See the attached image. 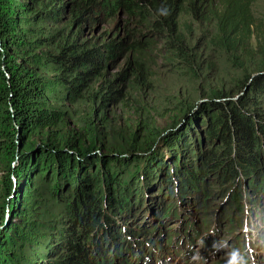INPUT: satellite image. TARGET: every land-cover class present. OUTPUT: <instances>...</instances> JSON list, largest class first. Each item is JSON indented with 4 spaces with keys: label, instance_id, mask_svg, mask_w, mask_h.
Here are the masks:
<instances>
[{
    "label": "trees",
    "instance_id": "obj_1",
    "mask_svg": "<svg viewBox=\"0 0 264 264\" xmlns=\"http://www.w3.org/2000/svg\"><path fill=\"white\" fill-rule=\"evenodd\" d=\"M254 2L0 0V264H151V256L143 262L134 245H125L129 235H139L136 230L118 223L140 216L148 189L157 200L148 216L180 220L171 234H162L183 257L195 251L191 245L199 236L200 255L219 233L213 224L218 220L196 227L183 215V202L194 199L203 213L211 199L221 201L216 217L226 216L230 232L242 230L243 212L246 228L250 204L264 224L258 208H264V28ZM99 24L112 28L83 37ZM202 24L209 26L203 32L213 30L207 37L213 50L232 61L247 55L256 66L237 84V97L212 91L209 100L184 104L171 126L185 123L164 142L165 154L149 152L162 130L146 120L140 122L143 136L129 134L118 154H96L101 129L90 115L71 123L68 116L76 118L79 111L70 106L96 99L91 92L96 83L106 89L101 106L124 99L126 89H153L160 60L198 67L181 28L190 32ZM115 59L123 63L106 80ZM155 178L160 182L151 183ZM63 197L72 198L61 203ZM57 203L69 223H52L56 244L39 251L48 233L35 218L53 217ZM249 253L248 248L233 264H249L244 261Z\"/></svg>",
    "mask_w": 264,
    "mask_h": 264
},
{
    "label": "rangeland",
    "instance_id": "obj_2",
    "mask_svg": "<svg viewBox=\"0 0 264 264\" xmlns=\"http://www.w3.org/2000/svg\"><path fill=\"white\" fill-rule=\"evenodd\" d=\"M253 10L255 17L261 20L262 27L264 28V0H255ZM208 27L209 26L203 24L199 26L192 25L193 29L190 32L184 31L186 30L184 27L181 28V31L185 34L187 44L191 47V52L195 53L196 58H198V67L196 64L193 69L186 65L179 66L173 62L170 63L165 60H160L152 80L153 89L145 90L144 92L141 90L139 91L138 89H126L124 91V94H126L124 99L108 101L101 106V103L103 102L99 100V98L101 94H103L102 92H105L106 89L105 85L102 88H99V83H96L91 89L92 93L97 92L96 99H93L92 96H90L89 99L88 97L84 98L78 104L70 106L72 110L79 111L76 118L75 116H68L71 123L79 124V119L81 117H87L90 115L93 117L95 125L99 126L98 129H101V132L98 133L96 149L94 150L96 154H118L115 150L117 148L121 149V147L126 144L129 134L135 132L139 137L143 136L144 130L140 125V122L145 120L149 121L150 125L154 128L162 130L161 135L156 141L157 145L154 146L155 149L153 148L149 152L151 153L154 151L156 152V155L165 154L166 151L163 148L164 142L168 136L178 132L179 128L182 127V124L185 123L184 120L179 125L176 124L174 127H172L173 125L171 126L173 118L181 113L180 110L183 109L184 104L192 102L197 104L201 101L209 100L212 91H221L227 96L235 95L238 91L237 84H239L240 80H243L245 76L253 73L256 66L252 63V59L247 55H240L239 59L232 61V57H228L226 53L213 50L212 47L209 46L207 38L209 34L213 33V30L203 32V30L208 29ZM111 28V24H99L96 29L85 31L83 37H93L103 29L110 30ZM250 43L252 49L257 48L256 40L251 39ZM258 54L259 52L255 55L256 61H258ZM122 63L123 61L119 62L118 59H115V63L111 66V69H114L116 64L117 67H120ZM117 70L118 68H115L109 72L105 79L111 80ZM236 97L237 96H233L232 98ZM193 109L194 110L190 111L189 117H193V114L196 112V108ZM200 128L202 129L201 126ZM203 135L206 134L202 133V136ZM83 137L86 139L88 135H84ZM167 160L168 157H165L163 162L165 163ZM146 178L147 176L144 180ZM149 179L150 177L148 178V181H150ZM151 180V183L154 184L160 182L157 178ZM147 191L149 193H142L145 196L142 198V201L144 200L146 207L143 206L140 211V216H131V219H124L123 221L125 222L126 220V224L122 223V220L118 218V223L121 227L124 228L125 226H128L129 228L136 230L137 234H139L136 236L129 235L125 245L127 248H131L134 245L137 252L142 256L143 262L147 261V257L151 256V264H158V261L160 264H202L204 259L207 260L206 264H233L237 263V260L242 258V254L247 253L249 248L250 253L247 254L248 256L245 255L246 258L244 261L250 259L248 262L249 264H264V234L261 231V226L264 224H261V220L250 212V208L252 209L251 205L253 204H250L247 207L248 217L246 219V228H243L245 224L243 212L241 221L239 222L242 230L237 231V229L234 228V232H230L227 229L228 227L226 228L228 222L223 220L226 219V216L219 217V219L216 217L215 211L221 201L217 200L216 204L213 203L214 200L211 199L210 201H212V205L205 209L203 213L199 212L202 208H199L196 205L194 199L183 202L181 208L183 209V215L187 216L188 220L195 222V225H200L203 222H206L208 226L212 221L214 222V220H218L216 221L217 223L213 224H217L215 228L219 230L218 236H215L211 241L208 250L201 252L199 255V241L201 240L199 239V236L198 240H194L191 245L192 249L195 251H188L183 257L176 252L181 250L175 251V249H171V245L165 242L167 238H164V235L162 234V232H164V234H171L179 227L180 220L177 218L170 221L165 220L157 222L155 221V218L148 216L149 213H151L152 208L155 210L156 206H154V203L157 200L155 201V199H153L151 190L148 189ZM71 198L63 197L61 198V203L63 201L66 203ZM172 198L175 200L176 196H172ZM176 200H178V198H176ZM258 208L261 210L260 218L261 216L264 218V208ZM62 209L63 205L57 203L54 207L53 217H46L44 219L39 215L35 218L40 224V227L46 229L41 230V232L48 233L46 235L48 239L45 243L38 246L39 251L52 250L53 246L56 244L58 234H56V227L50 226L52 223L61 227L66 226L69 223L67 216L66 218L63 217ZM144 209L146 212H142ZM164 214H166V211ZM200 215H202L201 218ZM235 219L238 218L236 215H233V220ZM135 224H137V226H135ZM198 225H196V227ZM142 226L152 227L153 231L145 233L146 231L144 232L141 230ZM207 229L210 230L211 227H208ZM54 232L55 234L52 235L51 233ZM252 234H255V237ZM249 238L251 241L248 245L247 242ZM140 243L145 245V248L149 249L148 256L146 255L147 252H141ZM251 244L256 245V248L253 249ZM184 245H186V243ZM251 255H255L258 261H256V258L251 257ZM53 257L55 258V256ZM133 264L138 263L134 261Z\"/></svg>",
    "mask_w": 264,
    "mask_h": 264
}]
</instances>
